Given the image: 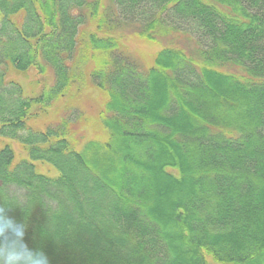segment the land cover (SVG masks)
<instances>
[{
	"label": "trees",
	"instance_id": "1",
	"mask_svg": "<svg viewBox=\"0 0 264 264\" xmlns=\"http://www.w3.org/2000/svg\"><path fill=\"white\" fill-rule=\"evenodd\" d=\"M124 27L195 49L146 65ZM85 72L105 140L43 120ZM2 203L50 264H264V0H0Z\"/></svg>",
	"mask_w": 264,
	"mask_h": 264
},
{
	"label": "rangeland",
	"instance_id": "2",
	"mask_svg": "<svg viewBox=\"0 0 264 264\" xmlns=\"http://www.w3.org/2000/svg\"><path fill=\"white\" fill-rule=\"evenodd\" d=\"M119 35L122 37V45H125V49L130 51L135 57L140 59L144 64L149 65L152 63L153 55L161 48L166 46L179 47L188 53H193L195 45L192 41H188L186 35L181 33H168L160 35L156 42L147 41L137 35L136 30L133 27H124L119 31ZM119 37V36H118ZM228 72H239L236 67L221 68ZM48 68L47 74L38 73L36 70L31 69L26 75H19V81L23 84L26 91L29 94L39 93L43 87L49 85L52 82V76L50 75ZM84 83H76L71 87V91L66 94L58 103L53 105L47 110L46 117L43 120L46 124L57 123L62 119L66 113L74 110H78L81 115H84L85 124L87 125L86 134L95 136L97 140H105L107 137L104 134V129L100 125V112L104 110L107 96L105 92L94 87L90 84L88 79V73H84ZM35 111H41L36 109ZM38 119L37 126H42L45 122ZM45 124V125H46ZM14 147L22 156V149L20 145L14 143ZM43 171L49 170L51 174L54 171L49 169L46 165H40ZM209 264H218L211 257H208Z\"/></svg>",
	"mask_w": 264,
	"mask_h": 264
},
{
	"label": "clouds",
	"instance_id": "3",
	"mask_svg": "<svg viewBox=\"0 0 264 264\" xmlns=\"http://www.w3.org/2000/svg\"><path fill=\"white\" fill-rule=\"evenodd\" d=\"M10 209L11 206L0 204V264H50L45 251L30 247L24 239L27 216L18 222L8 214Z\"/></svg>",
	"mask_w": 264,
	"mask_h": 264
}]
</instances>
